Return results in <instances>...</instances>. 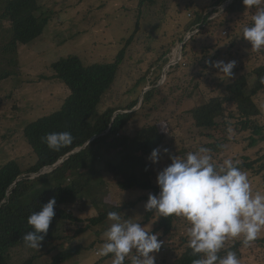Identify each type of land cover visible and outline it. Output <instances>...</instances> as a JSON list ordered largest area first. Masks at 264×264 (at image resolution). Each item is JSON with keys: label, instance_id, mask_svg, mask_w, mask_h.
<instances>
[{"label": "rangeland", "instance_id": "374dc122", "mask_svg": "<svg viewBox=\"0 0 264 264\" xmlns=\"http://www.w3.org/2000/svg\"><path fill=\"white\" fill-rule=\"evenodd\" d=\"M5 1L0 0V14ZM215 1L156 0L154 4L141 5V0H39L38 16L43 21L47 20L44 34L28 45H19L18 67L0 65V69L14 70L11 77L0 80V168L16 161L25 172L36 162V155L24 137V129L39 118L58 111L70 94L68 87L55 78L53 63L77 56L84 66L110 64L124 49L115 83L98 110L103 112L117 107L120 109L117 112H130L123 109L136 100L133 111L137 113L124 131L125 135L132 138L137 130L146 126H156L164 135L161 148H167L169 153L161 152L159 162H150L149 167L156 186L157 174L171 163L170 156L183 157L200 147L209 149L217 164L232 159L242 165L264 157L263 141L249 147L251 131L241 135L233 126L227 127L222 123L219 129L209 132L195 125L193 108L209 97L226 94L227 85L239 74L250 73L253 67L264 61V50L254 51L242 37L243 28L251 26L252 17L257 13L252 14L250 10L239 20L235 19L231 25L235 32L232 33L230 27L210 28L191 41L190 38L200 29L185 33L187 28L195 21L198 12H212L211 5ZM225 6L220 7V11L209 20L221 16ZM6 29H9V23L0 21V46L5 43ZM187 42L188 53L184 57L182 50ZM219 60L236 62L230 79L222 74L219 77V70L207 63ZM180 63L182 66L176 68ZM173 67L176 69L172 70ZM253 82L251 77L250 86ZM152 90L151 101L145 102V94ZM254 99L264 113V91ZM242 171L247 173L253 193H264V171L258 174L245 169ZM107 178L106 181L110 182L105 197L107 205L120 206L125 201H135L140 197L143 200L152 194V191L137 189L123 192L117 186L119 179L112 175ZM145 203L121 215L125 219L140 220L142 226L149 225L151 231L159 235L158 239L164 242L160 252L155 254L156 264H171L176 256L170 255V248H175V242L182 237L189 239V224L184 218L177 217L176 236L167 238L157 226L158 212L153 219L145 221ZM99 208L107 210L105 204H100ZM70 210L78 220L62 222V238L53 245V249L42 245L37 250L20 243L5 254L10 264H50L60 251L76 246H81V253L64 264H112L111 254L97 255L105 242L103 233L111 222L107 220L83 231L89 219L100 211L87 198L73 200ZM242 240V237L230 239L225 247ZM132 255L135 252L126 258L124 264H131ZM238 258L240 264H264V230L256 240L241 247Z\"/></svg>", "mask_w": 264, "mask_h": 264}, {"label": "trees", "instance_id": "16d2710c", "mask_svg": "<svg viewBox=\"0 0 264 264\" xmlns=\"http://www.w3.org/2000/svg\"><path fill=\"white\" fill-rule=\"evenodd\" d=\"M156 0H141L144 3L154 4ZM227 0H216L211 7L212 12H198L196 19L190 24L185 33H194L191 41L200 32L210 28L231 26L235 19L245 15L249 10L253 13L257 8H247L243 0H232L225 6ZM1 9L0 21L9 23L5 30L4 45L0 46V65L7 68L18 67L19 45H28L44 34L47 20H41L39 0H6ZM225 6L224 13L215 20L211 16ZM218 9V10H217ZM236 26H238L236 24ZM182 37L180 41L183 39ZM187 42L183 48V56L188 53ZM125 50V49H124ZM121 51L116 61L110 64H92L84 66L77 56L61 59L52 65L55 78L64 83L70 94L62 107L50 114L30 123L24 129V137L36 155V162L25 172L16 161H10L0 168V264H10L5 254L12 247L24 243L23 235L32 228L28 224V217L34 211H40L52 197L56 198L55 212L47 236L42 245L53 249V245L62 238V222L78 220L71 213L70 205L73 200L82 201L87 198L99 210L96 217L89 219V224L83 231H88L107 221L109 211L121 214L135 209L138 204L148 200L138 198L135 201H125L120 206L107 205L105 197L110 184L108 176L119 179L117 186L123 192L131 190L152 191L158 194L159 188L152 180L148 159L154 148L161 147L164 135L156 126H146L137 130L134 137H128L124 131L134 121L136 111H133L136 100L128 108L130 112L116 114L117 107H110L103 112L98 106L115 83L125 51ZM264 53V52H263ZM183 57V58H184ZM6 61L7 63H5ZM168 61V60H167ZM184 61V59H183ZM166 63V62H165ZM183 63L177 64L176 68ZM176 68H172L176 69ZM14 70L0 69V80L11 77ZM264 76V61L252 68L248 74H239L227 85L226 94L209 97L203 104L193 108L192 115L195 125L206 131L219 129L222 123L227 127L233 126L241 135L251 131L249 147L264 142V113L255 101V96L264 91V84L260 77ZM254 78L250 86V78ZM154 90L145 94V102L151 101ZM226 119V120H225ZM70 132L73 142L59 151L50 150L43 138L49 133ZM80 149L71 155L60 166L38 178L31 179L29 174L38 173L45 167H51L61 161L68 154ZM264 157L251 162L237 165L241 170H250L256 174L264 171ZM261 163V164H259ZM258 165V166H257ZM147 169V170H146ZM28 174L14 186L22 175ZM38 182V183H37ZM98 195H101L99 198ZM146 197V196H145ZM105 204L107 210L99 208ZM156 212H147L146 222L153 219ZM177 217H159L157 226L168 237L176 236L174 227ZM80 233V231H79ZM189 239L182 237L175 242V248H170L171 264H192L194 259L192 249L188 246ZM245 244L236 241L232 246L225 247L220 255L228 250L234 251L239 257L241 247ZM81 246L64 249L52 258L50 264H64L69 259L78 256ZM180 251V252H179ZM173 254V255H172ZM165 259V258H164ZM30 263V262H28ZM25 263V264H28Z\"/></svg>", "mask_w": 264, "mask_h": 264}, {"label": "clouds", "instance_id": "9594fccd", "mask_svg": "<svg viewBox=\"0 0 264 264\" xmlns=\"http://www.w3.org/2000/svg\"><path fill=\"white\" fill-rule=\"evenodd\" d=\"M245 7L257 8L251 26L243 28V39L251 44L254 51L264 50V0H243ZM218 69L217 75L231 78L235 61H208ZM220 77V76H219ZM264 84V76L260 77ZM74 137L70 132L47 134L43 141L48 148L59 151L71 144ZM80 149L72 152L76 153ZM209 149L200 147L196 152H188L183 157L170 156L171 163L157 174L158 194H149L144 204L146 212H158L159 217H182L189 224L188 246L192 249V264H240L234 251L228 250L221 256L226 241L243 238L244 244L256 240L264 230V193H253L247 173L242 171L232 159L222 164L213 161ZM168 154L167 148H154L148 159L152 164L159 162L160 154ZM71 154V153H70ZM68 154L61 161L68 159ZM73 155V154H72ZM61 161L45 167L38 173L29 174L38 178L60 166ZM62 163V164H63ZM147 170V169H146ZM17 179L14 186L24 178ZM2 203V202H0ZM56 198L52 197L28 217L32 230L23 235L22 240L28 248L39 250L47 236L55 212ZM107 220L110 226L103 233L105 242L97 255H112V264H124L132 255L131 264H156L163 241L149 225H141L140 220L125 219L120 212L109 211Z\"/></svg>", "mask_w": 264, "mask_h": 264}, {"label": "water", "instance_id": "95a60500", "mask_svg": "<svg viewBox=\"0 0 264 264\" xmlns=\"http://www.w3.org/2000/svg\"><path fill=\"white\" fill-rule=\"evenodd\" d=\"M232 2V0H229L228 2H227V5H229L230 3ZM183 45H184V43H182ZM119 113H123L122 111H119V112H116V114H119ZM126 113V112H125ZM72 154H74V153H71L69 156H71ZM63 163V161H61L58 165H60V164H62Z\"/></svg>", "mask_w": 264, "mask_h": 264}, {"label": "bare ground", "instance_id": "6f19581e", "mask_svg": "<svg viewBox=\"0 0 264 264\" xmlns=\"http://www.w3.org/2000/svg\"><path fill=\"white\" fill-rule=\"evenodd\" d=\"M177 51H179V50H177ZM179 53V52H178Z\"/></svg>", "mask_w": 264, "mask_h": 264}]
</instances>
